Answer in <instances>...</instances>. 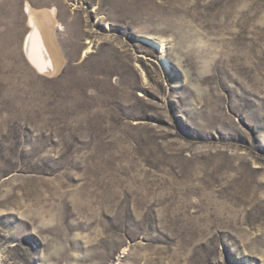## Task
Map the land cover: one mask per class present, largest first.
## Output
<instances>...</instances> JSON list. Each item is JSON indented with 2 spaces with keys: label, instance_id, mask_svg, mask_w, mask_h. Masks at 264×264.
I'll return each mask as SVG.
<instances>
[{
  "label": "rangeland",
  "instance_id": "1",
  "mask_svg": "<svg viewBox=\"0 0 264 264\" xmlns=\"http://www.w3.org/2000/svg\"><path fill=\"white\" fill-rule=\"evenodd\" d=\"M0 264H264V0H0Z\"/></svg>",
  "mask_w": 264,
  "mask_h": 264
},
{
  "label": "bare ground",
  "instance_id": "2",
  "mask_svg": "<svg viewBox=\"0 0 264 264\" xmlns=\"http://www.w3.org/2000/svg\"><path fill=\"white\" fill-rule=\"evenodd\" d=\"M31 57L34 59V61L40 64L39 59H38V54L35 48L32 50Z\"/></svg>",
  "mask_w": 264,
  "mask_h": 264
}]
</instances>
